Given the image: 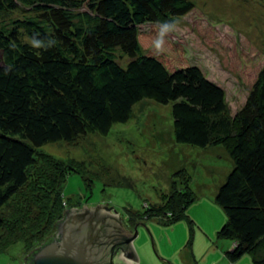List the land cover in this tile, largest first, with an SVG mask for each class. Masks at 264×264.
<instances>
[{
	"label": "trees",
	"instance_id": "trees-1",
	"mask_svg": "<svg viewBox=\"0 0 264 264\" xmlns=\"http://www.w3.org/2000/svg\"><path fill=\"white\" fill-rule=\"evenodd\" d=\"M194 6L190 0H0V16L24 12L8 23L0 19V210L28 187L39 146L86 132L105 135L143 99L171 102L174 142L222 144L233 165L214 195L226 215L216 232L229 240L224 256L236 263L247 254L250 264H264V65L242 108L230 115L222 87L197 64L165 47L156 54L157 22L175 24ZM77 171L68 164L54 178ZM174 174L191 178L184 169ZM55 194L60 200L58 187ZM167 195L144 213L167 224L193 201L189 189ZM6 221L0 212V229ZM56 231L44 234L22 264Z\"/></svg>",
	"mask_w": 264,
	"mask_h": 264
},
{
	"label": "rangeland",
	"instance_id": "rangeland-1",
	"mask_svg": "<svg viewBox=\"0 0 264 264\" xmlns=\"http://www.w3.org/2000/svg\"><path fill=\"white\" fill-rule=\"evenodd\" d=\"M190 1L194 8L177 19L164 47L177 60L197 64L219 84L228 114L233 115L242 108L264 65V0ZM23 13L17 10L0 19L8 23ZM171 104L143 99L132 106L126 122L113 124L105 135L86 132L70 142L39 146L28 187L0 210L7 220L0 229V264H21L20 258L39 246L44 234L57 230L54 222L63 209L105 202L119 214L124 229L131 231L127 233L137 226L129 244L137 264H250L247 254L229 262L224 256L229 240L216 234L226 215L214 195L232 169L229 154L222 144L197 147L174 142ZM68 164L81 174L73 172L56 181V172ZM181 169L191 178L174 174ZM57 187L60 200L55 199ZM177 189H189L193 195L182 217L165 224L144 213L146 206L164 204L167 194ZM113 209L104 212L120 234L130 237L120 229ZM131 215L150 236L143 225L129 223Z\"/></svg>",
	"mask_w": 264,
	"mask_h": 264
},
{
	"label": "water",
	"instance_id": "water-1",
	"mask_svg": "<svg viewBox=\"0 0 264 264\" xmlns=\"http://www.w3.org/2000/svg\"><path fill=\"white\" fill-rule=\"evenodd\" d=\"M104 208L113 209L106 202L97 203L95 207L86 204L82 209H63V212H67L57 224L53 239L35 250L26 264H137L135 252L129 244L137 235L135 224L143 225L142 222L134 224L131 235L127 233L131 231L125 230L119 223L120 216L113 209L120 229L131 235L127 237L119 233L112 218L105 214ZM143 226L149 235L147 227ZM150 239L153 248L154 243L151 237ZM156 257L162 259L158 255ZM23 260L24 256L20 258L21 264Z\"/></svg>",
	"mask_w": 264,
	"mask_h": 264
},
{
	"label": "clouds",
	"instance_id": "clouds-1",
	"mask_svg": "<svg viewBox=\"0 0 264 264\" xmlns=\"http://www.w3.org/2000/svg\"><path fill=\"white\" fill-rule=\"evenodd\" d=\"M175 29V24L168 21L157 22V33L152 41V47L156 54H159L164 51L165 37ZM54 41L49 42L48 46ZM31 44L35 48L41 47V43L35 39L31 41Z\"/></svg>",
	"mask_w": 264,
	"mask_h": 264
}]
</instances>
